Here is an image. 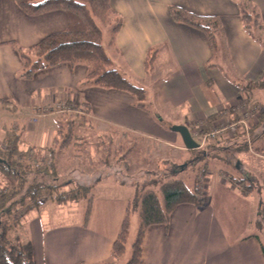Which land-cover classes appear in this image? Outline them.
I'll return each mask as SVG.
<instances>
[{"label":"crops","instance_id":"obj_1","mask_svg":"<svg viewBox=\"0 0 264 264\" xmlns=\"http://www.w3.org/2000/svg\"><path fill=\"white\" fill-rule=\"evenodd\" d=\"M241 5L256 12L264 28V0H110L122 25L114 46L105 45V50L115 69L145 91L149 107L143 111L127 92L81 85L86 76L84 65L61 64L36 72L31 80L17 78L21 62L10 44L30 48L46 36L64 31L67 19L61 11L28 16L14 0H0V112L14 116L2 126L0 145L13 122L21 132L22 151L48 148L59 123L55 116L67 115L54 111L58 104L74 108L67 113L87 117L97 141L103 136L134 135L144 144L154 142L161 147L165 164L179 169L165 180L187 179L194 185L196 167L205 168L200 184L203 204L179 205L171 214L168 229L162 225L147 229L141 264H264L255 237L264 242V229L258 226L264 199L254 201V190L245 193L235 185L253 180L259 171L261 166L251 160L263 155L253 142L264 133L258 135L256 127L252 150L241 148L240 138H216L210 152L204 153L193 169H186L181 163L194 160L197 152L186 150L179 134L170 131L171 126H200L204 132L219 118L233 121L235 116L230 113L244 88L251 91L255 105L264 109V89L256 87L264 80V48L244 32ZM172 6L219 19L226 46V59L220 68H208L211 49L205 35L174 22L169 15ZM151 49L157 50V57L153 74L147 75L144 63ZM46 109L51 111L42 115ZM223 111L227 112L222 115ZM22 115L31 120L26 123ZM209 118L215 120L207 128ZM17 120L19 123L14 122ZM218 158L226 167L214 164L210 171L209 164ZM0 183L5 184L1 175ZM134 189V184L100 178L91 190L86 222L82 212L77 219H68L72 217L65 207L68 204H51L45 212H30L24 224L34 264H99L109 260Z\"/></svg>","mask_w":264,"mask_h":264},{"label":"trees","instance_id":"obj_2","mask_svg":"<svg viewBox=\"0 0 264 264\" xmlns=\"http://www.w3.org/2000/svg\"><path fill=\"white\" fill-rule=\"evenodd\" d=\"M14 1L18 8L28 16L61 11L67 19L64 31L50 34L30 48L24 49L13 43L10 44L21 62L17 78L31 80L36 72L61 64H68L71 67L84 65L86 76L81 85L127 92L134 97L137 108L147 111L149 105L146 102L145 91L132 84L115 69L112 59L105 50V45L114 46L115 36L122 25V19L112 10L110 0ZM240 10L244 32L264 48V37L262 36L264 28L259 15L248 10L245 5H241ZM169 15L174 22L189 26L205 35L211 49L208 68H220L223 65L222 62L226 59V46L223 28L217 17L197 16L176 6L169 8ZM103 29L107 31L106 37ZM156 57L157 50L148 51L144 63L147 75H152ZM257 86L264 89V80L256 84ZM250 92L248 88H244L241 92V94L244 93L241 101L246 104V107H255L257 105L251 104L252 94ZM2 104L8 105V102H2ZM258 110H262L263 113L262 123L264 109L258 107ZM225 112L227 111H223L222 115ZM230 114V116H235V119L232 118L233 121H238L236 113L231 110ZM208 120L205 127L212 125L215 118ZM72 126V124L66 126L69 128L65 130V133L60 134L63 126L59 124L57 135L61 138L54 137L48 148L40 150L30 148L22 151L21 133L17 134L15 127L5 132L3 147L0 149V175L5 182L0 186V264H34L32 244L26 235L24 218L28 212L38 210L46 201L51 200L57 205L65 206L68 203L86 200L85 222L87 221L92 201L91 190L95 183L84 186L73 182L74 186L64 188L60 185L42 182L44 179L52 181L59 179L56 169L57 157L62 150L70 146L69 139L73 137ZM258 126L259 124L255 123L248 129V138L239 130L233 138L228 140L240 138L243 142L240 147H249L248 142L252 141V136ZM208 130H204L203 133H208ZM73 138L77 139L76 136ZM107 139L112 140V137L107 136ZM133 148L131 146L127 152L132 151ZM120 149L119 146L115 148L116 151ZM194 151L197 152V150ZM204 153H206L205 150L197 152L194 160L187 164L193 169ZM47 154L51 155L50 162L47 160ZM195 171V179L197 181L198 179L200 181V178L203 179L205 169ZM166 177L163 181L155 180L141 185L134 184V194L127 201L125 216L112 245L109 260L99 264H141L142 242L147 229L155 225H162L168 229L171 214L179 205L202 206L201 189L196 181L189 187L183 179L165 180ZM245 183L243 180L236 182L235 185L241 187L245 193L253 191L254 188L246 187ZM43 199L44 202H42ZM258 226L264 229V200L261 202L258 213ZM255 237L260 242L264 256V242L258 236ZM127 251L128 259L125 263H121Z\"/></svg>","mask_w":264,"mask_h":264},{"label":"rangeland","instance_id":"obj_3","mask_svg":"<svg viewBox=\"0 0 264 264\" xmlns=\"http://www.w3.org/2000/svg\"><path fill=\"white\" fill-rule=\"evenodd\" d=\"M104 36H107V31L103 29ZM264 37V35L262 34ZM153 74V73H152ZM244 94V93H243ZM244 102L241 101V99L236 103V106H240ZM256 103V100H252V105ZM235 106V107H236ZM235 107L232 108V112L238 114L236 111H234ZM258 105L255 106V111L253 115L250 117L249 114L246 112V117L249 119L247 120L249 124V128L252 127L253 124H259L258 128V135L261 133H264V121L261 123L262 120V110H258ZM70 108V107H68ZM70 110H74L73 107L70 108ZM69 110V111H70ZM67 115H56L55 117L58 118L59 123H57V130L54 133V137L58 138L61 136L57 135L59 124L63 126V130L60 134L65 133L68 128L66 126H70L72 129L73 137L70 138V146L68 148H65L60 152V154L57 157L56 162V169L59 176V179L57 181H52L49 179H44L42 182L46 184H55L63 186L64 188H71L74 186L72 183L76 182V184L81 185H91L93 183H96L100 178H114L118 181H121L123 183H129V184H144L154 182L156 181H163L164 177L169 175L170 173H173L178 171L174 165H170L168 162L165 164V160H163V155L161 154V147L158 146L156 143L148 142L149 144H144V140L140 139L141 137H135L134 135L131 136H125L123 138L118 136H113L112 140L107 139V136H104L100 139V141H97V138L94 136L95 131L93 130V127H90V120L89 122H86L87 117H75V113H67ZM48 112H42V115H46ZM79 114V113H78ZM63 116V117H62ZM77 116V115H76ZM23 118L22 120H25L26 123L30 121L31 119L28 118L27 115H22L20 118ZM240 117V114H239ZM56 118V119H57ZM14 119V116L12 113L3 111V113L0 112V138L2 137V126L6 123L9 124L11 120ZM226 120V119H225ZM228 121V120H227ZM19 123V120L14 121ZM72 122V123H70ZM13 123V122H12ZM9 127L10 130L14 128L12 126ZM216 124H213V127L210 129L211 131L215 128H220L221 126L225 125L224 121H222L221 118L217 119ZM261 123V124H260ZM27 126V124H25ZM88 125V128L86 127ZM200 127V126H199ZM199 127L191 126V132L194 135L195 141L201 142L200 140L203 138L204 135L203 132L199 129ZM209 130V132H211ZM15 132L20 135V130L15 128ZM94 132V133H93ZM208 132V133H209ZM70 133V132H68ZM205 137V136H204ZM249 137V136H248ZM120 138V140H118ZM219 139H226V137H218ZM217 138V139H218ZM247 138V137H246ZM216 139V138H215ZM214 140V138H207L204 141V145L197 150V152H201L202 150H205V152H210L211 148L210 144ZM250 142V141H249ZM1 143V142H0ZM24 144V142H21ZM253 144L258 145V150L262 157L259 159L251 160L252 162H255L258 166H261L259 168V171H255L256 175L253 178V180H249L245 183L246 187H252L254 188V194L253 200L257 199H264V136L258 139H255ZM249 147L252 145V141L250 144H248ZM50 146V145H49ZM119 146L120 150H115V148ZM133 146L134 148L132 151L127 152V150ZM3 147V141L0 145V149ZM252 150V147H250ZM173 149L166 150L167 155L172 151ZM252 152V151H251ZM254 153V152H252ZM255 157L257 156L256 153ZM47 156V155H46ZM52 159V158H50ZM214 159V158H213ZM183 163V162H182ZM180 166H184V168L189 169V164L183 163ZM165 164V166H163ZM217 167H226V164L222 162L219 158L216 159V162H212L209 164L210 171H212L213 166ZM161 167L163 169H161ZM203 169L202 165H198L196 167L197 171H200ZM205 169V168H204ZM221 169V168H220ZM200 176V175H199ZM195 178V177H194ZM193 180V177L191 178ZM4 181V180H3ZM184 181L187 183L189 187H191L190 180L184 179ZM200 185L203 180L201 179L199 181L194 179ZM238 183V182H237ZM202 184V183H201ZM236 184V183H235ZM2 183H0V186ZM44 202V199L42 200ZM46 206H41L38 210H35V212H45L47 208L52 206L51 204H55L53 201H46ZM57 205V204H56ZM67 212H70L69 214L72 215V217H68V219L74 218L77 219L79 217V213H85L86 211V200H80L78 203H68ZM54 208V207H53ZM53 211H55L53 209ZM29 215H31L30 212L27 213V215L24 218V222L27 221ZM26 225V223H25ZM135 228V226H134ZM133 228V229H134ZM129 253L125 254V256L121 259V263H125L128 259Z\"/></svg>","mask_w":264,"mask_h":264},{"label":"built area","instance_id":"obj_4","mask_svg":"<svg viewBox=\"0 0 264 264\" xmlns=\"http://www.w3.org/2000/svg\"><path fill=\"white\" fill-rule=\"evenodd\" d=\"M238 114L237 120L238 121H227V120H223L225 123V125L221 126L220 128H215L214 130H212L209 133H205L202 137V139L200 140L201 142H198V144L200 145V148L204 145V141L205 139L209 138H218V137H226V139H230L233 138V136L236 135V133L240 131V133H243L245 135V137L248 138V129H249V124L247 122V120H249L246 117V112L249 114V116L251 117L255 111V107H246V104L243 103L240 106H236L234 108ZM70 108H68V106H66L65 104H58L55 108L54 111L60 112V113H64L66 111L69 112ZM51 111V109H46L43 110V112H49ZM71 111V110H70ZM240 114V117H239ZM205 136V137H204ZM249 144V142H248ZM47 160L48 162H50V158L51 155L47 154ZM201 180V178H200Z\"/></svg>","mask_w":264,"mask_h":264},{"label":"water","instance_id":"obj_5","mask_svg":"<svg viewBox=\"0 0 264 264\" xmlns=\"http://www.w3.org/2000/svg\"><path fill=\"white\" fill-rule=\"evenodd\" d=\"M170 131L179 134L183 146L186 150H199L200 145L192 138L189 130L185 126H171Z\"/></svg>","mask_w":264,"mask_h":264}]
</instances>
